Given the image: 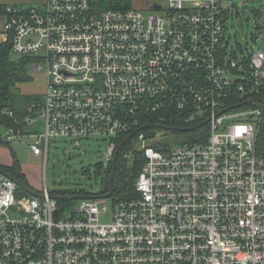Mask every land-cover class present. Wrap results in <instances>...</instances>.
I'll list each match as a JSON object with an SVG mask.
<instances>
[{
  "label": "built area",
  "instance_id": "1",
  "mask_svg": "<svg viewBox=\"0 0 264 264\" xmlns=\"http://www.w3.org/2000/svg\"><path fill=\"white\" fill-rule=\"evenodd\" d=\"M165 1L100 13L90 0L4 9L12 52L34 57L31 71L46 78L40 104L4 141L31 138L45 164L51 140H101L108 164L116 139L139 126L137 111L168 105L204 120L207 133L172 148L140 133L133 196L85 197L69 219L46 187L40 198L22 194L0 173V264H264V101H254L264 97V49L223 47V0ZM37 116L43 131L23 133Z\"/></svg>",
  "mask_w": 264,
  "mask_h": 264
},
{
  "label": "rangeland",
  "instance_id": "2",
  "mask_svg": "<svg viewBox=\"0 0 264 264\" xmlns=\"http://www.w3.org/2000/svg\"><path fill=\"white\" fill-rule=\"evenodd\" d=\"M156 1L161 7H166L165 0H132V8L147 9L150 2ZM222 7L225 9L224 19V46L229 45V50L240 55H246L251 50L264 49V0H223ZM141 9V8H140ZM163 11H144L145 17L162 15ZM257 36L256 45L253 37ZM21 56L10 51L9 60L17 63ZM33 59L34 57H28ZM228 63V58L226 59ZM31 80L18 85L19 92L24 95H34L43 98L46 78L42 73H33L29 65ZM45 70V66H43ZM231 79V77H228ZM193 116L189 117V119ZM43 119L40 116L34 118L33 122L25 127L23 133L43 131ZM224 129V126L222 127ZM6 135V131L3 129ZM154 134L146 138H152L153 143L167 147L182 145L185 138L182 134H174L162 129H152ZM150 132V133H151ZM31 138L16 139L8 145L3 146L1 160L5 163L11 162V152L15 155L31 190L41 191L47 188L50 194H58L66 191H83L88 194L100 192L101 182L105 179L108 164L104 160L107 143L101 140H86L79 148L73 147L71 139L57 138L51 140L50 150L45 164L43 158L32 154L29 146ZM150 143V142H149ZM135 149H141L138 139L134 142ZM70 156V157H69ZM78 200L71 206L62 204L61 213L65 218L74 216V208Z\"/></svg>",
  "mask_w": 264,
  "mask_h": 264
},
{
  "label": "trees",
  "instance_id": "3",
  "mask_svg": "<svg viewBox=\"0 0 264 264\" xmlns=\"http://www.w3.org/2000/svg\"><path fill=\"white\" fill-rule=\"evenodd\" d=\"M132 0H90V8L94 13H100L106 10H127L132 8ZM11 50V44L7 43L0 45V128L22 130L25 123L24 118L28 115L27 109L32 105L40 104L41 97L34 95H24L19 92L18 85L27 83L31 80L29 75V65L32 63V59L28 57H22L17 63L9 60V53ZM10 110L13 116H8L3 113V109ZM38 108H36L37 111ZM191 114L188 110L179 111L170 105L166 106L163 111L154 114H144L140 110L136 112L135 120L139 121V126L134 128L131 133L120 136L116 139V150L122 144V142L133 135L132 139L128 141L118 151L115 156V171L113 177V191L112 197L128 199L133 196V184L136 177L142 170L144 165V157L141 149H135L134 142L140 133L146 138L152 136L154 133L152 129H156L157 125H164L175 128L174 134H182L185 138L183 144H189L194 142H204L207 133V125H205L201 118L194 115L189 119ZM142 126H148V129L136 133ZM159 130V129H158ZM151 132V133H150ZM258 142L260 147H264V123L258 134ZM0 144L8 145L7 142H0ZM157 144V143H155ZM152 145L155 148L160 144ZM12 163L9 166L0 164V170L9 175L14 181L18 182L22 186L29 188L27 180L21 171L18 160L11 152ZM113 165V160L108 163L105 172V179L101 182V191L95 194L84 193L83 191H66L63 193L55 194L61 197V200L57 201L59 209L62 204H66L65 207L71 206L74 201L73 197L82 196H98L105 197L108 193V182ZM30 189V188H29ZM20 193L26 194L22 189ZM54 194V193H53Z\"/></svg>",
  "mask_w": 264,
  "mask_h": 264
},
{
  "label": "water",
  "instance_id": "4",
  "mask_svg": "<svg viewBox=\"0 0 264 264\" xmlns=\"http://www.w3.org/2000/svg\"><path fill=\"white\" fill-rule=\"evenodd\" d=\"M159 6L158 5H153L152 6V10H159ZM255 39V38H254ZM254 101H258V102H261V101H264V97L263 98H258V99H255ZM156 129H162V130H165V131H168V132H172V131H175V128L173 127H169V126H164V125H157L155 126ZM148 129V126H142L139 128V130L136 131V133L138 132H141V131H144ZM133 135H130L128 138H126L122 144L117 148L116 152H115V156L117 155L118 151L122 148V146H124L128 141H130L132 139ZM115 156H114V159H113V165H112V169H111V173H110V177H109V182H108V193L105 195V198H110L112 196V191H113V177H114V171H115ZM70 157V156H69ZM0 173L3 174L4 176H6L7 178H10L11 180H13L9 175H7L6 173H4L3 171L0 170ZM14 181V180H13ZM24 192H26L28 195L32 196V197H37V198H40L41 195L34 191V190H31L25 186H22L21 184H19L18 182L14 181ZM85 197H82V196H75L73 197L74 200H81V199H84ZM51 199L55 200V201H58V200H61L62 198L59 197V196H51ZM57 211L55 212L54 216H55V219H56V215H57Z\"/></svg>",
  "mask_w": 264,
  "mask_h": 264
},
{
  "label": "crops",
  "instance_id": "5",
  "mask_svg": "<svg viewBox=\"0 0 264 264\" xmlns=\"http://www.w3.org/2000/svg\"><path fill=\"white\" fill-rule=\"evenodd\" d=\"M45 0H0V45H3L9 41L8 34L4 31V24L6 15L4 13V9L8 6H15V7H31V6H39L44 3ZM145 6V4H140V8L142 9ZM137 8V9H140ZM46 83V82H45ZM4 128H0V142H6L4 141L5 133L3 132ZM5 130V129H4ZM8 143V142H7ZM5 144H0V164L4 166H9L12 163V157L11 162L5 163L1 160V153L5 152L3 150V146ZM3 154V153H2Z\"/></svg>",
  "mask_w": 264,
  "mask_h": 264
}]
</instances>
